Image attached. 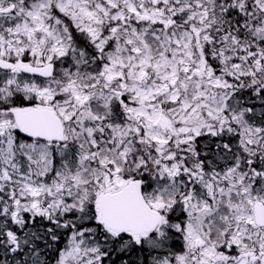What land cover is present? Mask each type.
Segmentation results:
<instances>
[{
  "label": "snow or ice",
  "instance_id": "6c2138e0",
  "mask_svg": "<svg viewBox=\"0 0 264 264\" xmlns=\"http://www.w3.org/2000/svg\"><path fill=\"white\" fill-rule=\"evenodd\" d=\"M0 264H264V0H0Z\"/></svg>",
  "mask_w": 264,
  "mask_h": 264
}]
</instances>
